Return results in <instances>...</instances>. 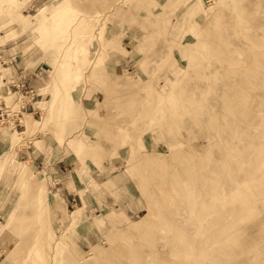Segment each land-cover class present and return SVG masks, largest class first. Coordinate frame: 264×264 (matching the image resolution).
Returning a JSON list of instances; mask_svg holds the SVG:
<instances>
[{
	"label": "rangeland",
	"instance_id": "rangeland-1",
	"mask_svg": "<svg viewBox=\"0 0 264 264\" xmlns=\"http://www.w3.org/2000/svg\"><path fill=\"white\" fill-rule=\"evenodd\" d=\"M0 38V153L38 120L0 169V264H264V0H0ZM60 148L74 222L31 159Z\"/></svg>",
	"mask_w": 264,
	"mask_h": 264
},
{
	"label": "crops",
	"instance_id": "crops-1",
	"mask_svg": "<svg viewBox=\"0 0 264 264\" xmlns=\"http://www.w3.org/2000/svg\"><path fill=\"white\" fill-rule=\"evenodd\" d=\"M56 5L58 4L51 5L43 13L47 11H51L52 8L57 7ZM21 16L27 19V16L25 14H22ZM0 41H1V38H0ZM13 60H15V57H11L9 54L6 60L5 59L2 60V63L5 64L7 62H10L11 66H7V68L13 67V71L16 72L17 77L12 76L13 78H15L14 80H20V79L22 80L23 78L24 82L27 83V87H31L30 80L28 79V77L26 79L23 73L19 75L20 72L16 71L17 67L15 68L16 64L15 65L13 64ZM12 77L9 79L5 78V80L9 81L10 79H12ZM31 105H32V102L25 103L24 108L29 109ZM32 113H34V111L30 113L24 112V117L22 118V122H21L25 128L24 131H21V132L15 131V133H12L11 138H9L8 135L6 134L5 149L2 153H0V169L2 170V172L7 167V165L10 164L12 161L13 151L16 148L17 144L19 143L20 135L25 133L27 134V136H30L33 134V132L37 130L38 120L32 116ZM20 118L21 117H19V119ZM8 147L10 148L9 150H8ZM53 152L54 151L51 150V152L48 153V155L46 156L43 155V153H38L34 157H31V159L33 162H35L39 156L41 155L43 156L42 165H44V167L46 168V172L49 174L50 178L53 180L55 187H57L56 193L58 194V200H60V203L62 206H65V207L70 206L73 208L71 215H70V219H71V222H74L75 220H77L79 216L82 215V211H84L81 204H79L80 202H78L80 200V197L78 196V193H77V182L81 184V181L78 180V177H77V180H74L72 175H70L71 172H74V174L76 175V172H77L76 168H73L75 161H72V159H70L72 158L71 153H69L68 155H64L62 153L63 152L62 148H60V151L54 157L53 160H49V156H51ZM75 205L77 208H75Z\"/></svg>",
	"mask_w": 264,
	"mask_h": 264
},
{
	"label": "bare ground",
	"instance_id": "bare-ground-1",
	"mask_svg": "<svg viewBox=\"0 0 264 264\" xmlns=\"http://www.w3.org/2000/svg\"><path fill=\"white\" fill-rule=\"evenodd\" d=\"M62 4H63V3H60L59 5H57V7L62 6ZM69 5H70V4H69ZM72 6H73V5H72ZM73 7H74V6H73ZM66 9H67V8H66ZM60 14H61V13H60ZM74 15H75V14H74ZM58 16H59V15H58ZM69 16H70V15H69ZM76 16H77V15H76ZM63 17H64V16H63ZM63 17H62V18H63ZM66 19H67V18H66ZM66 19H65V20H66ZM65 20H63V21H65ZM75 20H76V19H75ZM77 20H79V19H77ZM68 21H69V20H68ZM65 23H67V22H65ZM74 23H75V22H74ZM65 25H66V24H65ZM68 26H69V25H68ZM73 28H74V27H73ZM77 30H78V29H77ZM67 31H68V30H67ZM74 33H75V32H74ZM65 34H66V33H65ZM71 34H72V33H71ZM72 35H73V34H72ZM67 36H68V35H67ZM69 36H70V35H69ZM72 38H73V37H72ZM58 73H60V72H58ZM262 75H263V74H262ZM55 76H56V75H55ZM36 95H39V93H36ZM256 99H258V98H256ZM260 99H261V98H260ZM258 101H259V100H258ZM261 103H263V102H261ZM261 103H260V104H261ZM6 105H7V103H6ZM7 106H8V105H7ZM261 106H262V105H261ZM8 107H9V106H8ZM20 110L22 111V109H20ZM22 113H23V111H22ZM260 120H261V119H260ZM262 120H263V119H262ZM20 123H21V122H20ZM261 124H262V123H261ZM263 124H264V123H263ZM259 126H260V125H259ZM262 128H263V127H262ZM263 129H264V128H263ZM238 131H239V130H238ZM260 131H261V130H260ZM259 133H260V132H259ZM260 136H261V135H260ZM248 146H249V145H248ZM263 151H264V150H263ZM261 153H262V152H261ZM240 155H241V154H240ZM257 155H258V154H257ZM263 155H264V153H263ZM237 157H239V156H237ZM260 157L262 158L263 156H260ZM261 158L258 157V159H260V161H261ZM235 159H236V158H235ZM262 159H263V158H262ZM256 160H257V159H256ZM260 161H258V163H259ZM215 162H216V161H215ZM263 162H264V159H263ZM263 162H261V163H263ZM243 163H244V160H243ZM256 164H257V163H256ZM259 164H260V163H259ZM225 165H226V164H225ZM242 166H243V165H242ZM243 167H244V166H243ZM247 167L249 168V165L246 166L245 168H247ZM252 167H253V166H252ZM256 167H257V166H256ZM225 169H226V168H225ZM241 170H242V169L240 168V171H241ZM226 171H227V170H226ZM226 171H225V172H226ZM238 171H239V170H238ZM240 171H239L238 173H240ZM246 171H247V170H246ZM251 171H252V169H251ZM261 171H262V170H261ZM243 172H244V171H243ZM32 174H33V173H32ZM247 174L249 175V173H247ZM251 174H252V173H251ZM254 174H255V173H253V175H254ZM243 175H246V174L244 173ZM248 175H246V176H248ZM255 175H256V174H255ZM255 175H254V176H255ZM261 175H263V174L261 173ZM31 176H32V175H31ZM33 177H34V176H33ZM242 177H243V176H242ZM248 177H249V176H248ZM251 177H252V176H251ZM259 177H260V176H259ZM259 177H258V178L256 177V179H259ZM234 178H236V177L234 176ZM187 179H188V178H187ZM192 179H193V178H192ZM242 179H243V178H242ZM249 179H250V178H249ZM252 179H254V178H252ZM239 180H240V179H238V181H239ZM243 180H245V179H243ZM260 180L262 181V179H260ZM263 180H264V179H263ZM261 181H260V182H261ZM181 182H182V181H181ZM239 182L242 183V181H239ZM243 183H244V182H243ZM247 183H249V182H247ZM244 184H246V183H244ZM252 184H253V182H252ZM261 184H262V183H261ZM261 184H260V185H261ZM249 185H250V184H249ZM257 185H258V184H257ZM257 185H256V186H257ZM262 185H264V183H263ZM263 187H264V186H263ZM254 188H255V187H254ZM255 189H256V188H255ZM261 189H262V188H261ZM174 190H175V189H174ZM256 190H257V189H256ZM258 190H259V189H258ZM163 191H164V190H163ZM261 192H262V191H261ZM263 194H264V193H263ZM239 195H240V194H239ZM234 196H238V195L236 194V195H234ZM177 197H178V196H177ZM177 197H176V198H177ZM238 198H239V197H238ZM238 198H237V199H238ZM227 199H228V198H227ZM171 200H172V198H171ZM263 201H264V200H263ZM224 202H225V201H224ZM173 204H174V203H173ZM259 205H260V204H259ZM173 206H174V205H173ZM261 207H262V206H261ZM263 207H264V206H263ZM258 209L262 210V209L260 208V206L258 207ZM258 209H257V210H258ZM206 211H207V210H206ZM262 211H263V210H262ZM174 212H175V211H174ZM258 212H259V211H258ZM174 214H175V213H174ZM243 214H244V213H243ZM179 215H180V214H179ZM183 215H184V214H183ZM204 215H205V214H204ZM244 215H245V214H244ZM246 216H247V215H246ZM253 216H254V215H253ZM158 217H159V216H158ZM260 217H261V216H260ZM249 218L251 219L252 217H249ZM257 219L260 220V218H257ZM262 219L264 220V218H261V220H262ZM258 222H259V221H258ZM256 223H257V222H256ZM198 224H199V223H198ZM262 225L264 226V224H262ZM198 227H199V225H198ZM202 227H203V225H202ZM200 228H201V227H200ZM173 229H174V228H173ZM218 229H219V228H218ZM259 229H260V228H259ZM235 230H236V228H235ZM245 230H246V229H245ZM260 230H261V229H260ZM243 231H244V230H243ZM257 231H258V230H257ZM247 232H248V231H247ZM255 232H256V231H255ZM255 232H252V233L254 234ZM261 232H262V231H261ZM172 233H173V232H172ZM252 233H251V234H252ZM208 234H209V233H208ZM260 234H261V233H260ZM260 234H259V235H260ZM255 235H256V234H255ZM187 236H188V235H187ZM199 236H200V235H199ZM255 237H258V236H255ZM206 242H207V241H206ZM227 245H228V244H227ZM230 246H232V245L230 244ZM238 252H239V251H238ZM237 256H238V255H237ZM181 259H182V258H181ZM232 259H233V258H232ZM229 260H230V259H229ZM259 261H261V259H260ZM232 263H233V262H232ZM260 263H262V262H260ZM260 263H259V264H260ZM256 264H258V263H256ZM262 264H263V263H262Z\"/></svg>",
	"mask_w": 264,
	"mask_h": 264
},
{
	"label": "built area",
	"instance_id": "built-area-1",
	"mask_svg": "<svg viewBox=\"0 0 264 264\" xmlns=\"http://www.w3.org/2000/svg\"><path fill=\"white\" fill-rule=\"evenodd\" d=\"M17 83H18V84L11 83L10 86H15V87H18V86H19V88H24V87H25V91H24V93H22L21 95H22V96L26 95L27 97H31L30 100H32V99L34 98L35 94H36V93H33V89H30V90H27V89H26L24 79H22V82H21V83H20V82H17ZM19 90H21V89H19ZM24 106H25V104H24L21 108H24ZM4 108H5L4 105H3L2 102L0 101V117H3V116H4V111H3ZM15 116H18V113L14 111V113H13V117H15ZM13 119H14V122L17 120L16 118H13ZM18 120H19V118H18ZM19 123H20V122H18V123H14V126H16V125H20Z\"/></svg>",
	"mask_w": 264,
	"mask_h": 264
}]
</instances>
